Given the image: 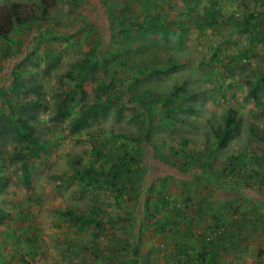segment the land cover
<instances>
[{"label":"rangeland","instance_id":"1","mask_svg":"<svg viewBox=\"0 0 264 264\" xmlns=\"http://www.w3.org/2000/svg\"><path fill=\"white\" fill-rule=\"evenodd\" d=\"M13 1L35 17L0 38V264H194L205 193L214 264H264V0Z\"/></svg>","mask_w":264,"mask_h":264},{"label":"trees","instance_id":"2","mask_svg":"<svg viewBox=\"0 0 264 264\" xmlns=\"http://www.w3.org/2000/svg\"><path fill=\"white\" fill-rule=\"evenodd\" d=\"M51 2L53 0H50ZM49 0H41L42 5H49L50 3ZM35 17V8L34 6L30 4H26L23 2H18V1H13L9 4H0V38H8L9 34L12 30V28L17 24L21 22H28V21H33ZM234 124L232 119L227 120L226 124V129L224 130V133H220V131H216L217 135L220 138V140H223L226 136L227 133L230 129V127ZM221 143V142H220ZM128 152V151H127ZM238 160V158H236ZM231 161L230 169H232V165L236 166L237 165V160ZM130 161V163H129ZM133 159H120L118 163H114L113 168L111 171H96L93 167L88 170V178H87V183L91 184L92 186H96L98 188H102L103 183L108 182L111 179H114L116 181H120L122 176L127 173H131L133 171V166L131 165V162ZM113 188L115 191H117L116 186ZM159 191V197L158 200L156 201V206L163 205L166 206L168 195H166L163 191V189H158ZM169 201V200H168ZM174 207H177L176 201H173L172 203ZM1 213V211H0ZM176 213L177 214H184L186 217L188 216V209H183L182 207L176 208ZM72 214V212H71ZM74 216V215H73ZM192 216V215H191ZM188 221L191 220V217L187 218ZM208 230L206 232H193L191 235L194 236V240L196 241L198 245V249L196 250V259L198 260V263L204 262L205 264H214L215 263V250H211V246L215 247L216 244L215 242L213 243L212 241L216 239L221 240L217 237L219 235H223V227L220 225H217L215 223L212 226L208 225ZM216 234L219 235H215ZM214 235V236H213ZM188 236V235H187ZM215 244V245H214ZM178 251L182 255L186 254L188 255V252L186 251L188 244L186 241L184 243H178ZM206 260V261H205Z\"/></svg>","mask_w":264,"mask_h":264},{"label":"crops","instance_id":"3","mask_svg":"<svg viewBox=\"0 0 264 264\" xmlns=\"http://www.w3.org/2000/svg\"><path fill=\"white\" fill-rule=\"evenodd\" d=\"M171 150L173 152H177L178 151V148H175V147L172 146L171 147ZM155 153H157V151ZM168 158H169L168 160H170L171 158H174V156L172 154H170ZM157 159H159L160 161H162V162L165 163V161H163V160L166 159V157L165 156H163L162 158H159L158 157ZM175 167H177V166H175ZM175 169H177L179 171L178 174H177V171L176 170L174 172H172V168H171L169 172H167V173H159L155 177V179H153L154 184H156L155 189H156V191H157L158 194H159L158 189L165 190L163 192L166 193V195H167V193H168V195L169 194H171V195L173 194V193H170V190L169 189L165 188V185L167 183L171 182V180L174 179V178H175L174 180H179V178L182 177L181 176L182 175V172L178 168H175ZM198 169H200V168H198ZM254 187L252 188V190L254 189ZM252 190H251V193H250V196H251L250 203H251L252 207L256 208V209H254L253 214H255L257 216V219L255 220L256 221V224L254 226V230L260 231V229L263 227V230L262 231H264V211H263L262 204H261V201H263L264 196H260L261 194H259L257 191H252ZM181 194L182 193H179V197L181 196ZM206 194H208V193H205V195ZM205 195H202V196H199L198 197V200L199 199L200 200L198 201L197 206H199V209H201L202 212H205L206 211V213H207L209 211L208 214L210 215V219H207L208 220L207 226L204 227V229L205 228L207 229L208 228V225H209L208 223H210L209 221H212V215L216 216L217 217V220H218V218H219V220H221L220 215H217L216 214L215 208H216L217 205H219V203L221 204L222 197H220V196L218 197V196L214 195V196H211L210 198L209 197L207 198ZM194 201L192 199V204H191L192 206L191 207L193 208L194 213L198 214L196 208L194 207L195 206L194 205ZM153 204H154V206H156V201H154ZM188 214H191L192 215V212L191 211H188ZM252 219H253V215H252ZM252 219H251V224L253 225ZM157 229H159V228H157ZM219 239H221V238H219ZM179 242L180 243H184V240L181 239ZM213 242H215V241H213ZM215 248H216V250H218L217 247H215ZM211 250H212V246H211ZM123 264H125V263H123ZM194 264H205V263L204 262L198 263V260L196 259V261H195Z\"/></svg>","mask_w":264,"mask_h":264}]
</instances>
